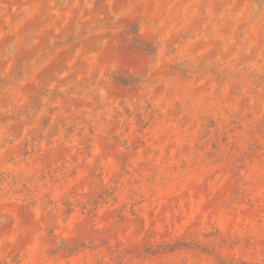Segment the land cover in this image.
I'll use <instances>...</instances> for the list:
<instances>
[{"label":"rangeland","instance_id":"1","mask_svg":"<svg viewBox=\"0 0 264 264\" xmlns=\"http://www.w3.org/2000/svg\"><path fill=\"white\" fill-rule=\"evenodd\" d=\"M0 264H264V0H0Z\"/></svg>","mask_w":264,"mask_h":264}]
</instances>
